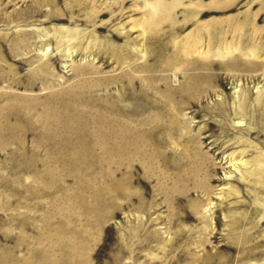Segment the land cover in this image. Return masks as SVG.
Wrapping results in <instances>:
<instances>
[{
  "label": "rangeland",
  "instance_id": "1",
  "mask_svg": "<svg viewBox=\"0 0 264 264\" xmlns=\"http://www.w3.org/2000/svg\"><path fill=\"white\" fill-rule=\"evenodd\" d=\"M0 264H264V0H0Z\"/></svg>",
  "mask_w": 264,
  "mask_h": 264
},
{
  "label": "bare ground",
  "instance_id": "2",
  "mask_svg": "<svg viewBox=\"0 0 264 264\" xmlns=\"http://www.w3.org/2000/svg\"><path fill=\"white\" fill-rule=\"evenodd\" d=\"M72 87V86H71ZM81 86H78V84L75 86V87H72V88H68V91L66 92L67 94L69 93L70 94V99H66V98H57L58 101H60V104L62 105V110L60 112H57V113H54L52 116H49L45 122L44 120V126L41 125V128H42V134H43V141H41V144H39L37 146V149H41V147H49V148H57V147H69L71 146V144H64L59 135L61 133H63L64 131H70L69 128H72L70 126V124H72L71 122H66V119L69 117L70 119L71 118H76L75 119V122L78 124V126L80 128H77L74 129V126H73V129L77 132V140H76V143H77V146H80L81 148L84 147L85 145H91V146H98L99 144H103V143H114L116 145H119V147H121L123 144L126 143V141L128 140V137L126 135L123 134L122 130L120 129H117L114 124V120L112 121H107V119H102L101 122L103 124V126L105 127H110L112 129L115 130V132H113L112 136H110V138H108L107 140H104V138H101L100 139V134H99V129L97 130V128H93V122H91L90 120L88 121H85L84 118H83V111L85 109V106H87L84 102L85 101H91L89 99L88 96H84L83 93H86V91H81L80 88ZM60 93V92H59ZM155 95V94H154ZM153 95V96H154ZM56 99V98H55ZM114 99V98H113ZM51 101V100H50ZM113 101V100H112ZM120 104V103H119ZM80 105V106H79ZM122 105V104H121ZM42 106V105H41ZM54 106V105H53ZM125 106V104H124ZM43 107V106H42ZM48 107V106H47ZM106 107V106H105ZM113 107V105L111 104V106L109 107L110 109ZM44 108V111H45V107ZM43 108L42 111H43ZM52 109V108H51ZM61 109V108H60ZM108 109V107H107ZM59 110V108H58ZM67 110V111H66ZM68 110L71 111V114H67ZM109 110V109H108ZM30 113V112H29ZM50 114V113H49ZM48 116V115H47ZM60 116H63L64 117V123H65V126H62V123L60 121ZM46 117V116H44ZM29 118H30V115H29ZM83 118V120H82ZM112 118V117H111ZM113 118L115 119V117L113 116ZM112 118V119H113ZM31 120V118H30ZM109 120V119H108ZM70 121V120H69ZM31 122V121H30ZM34 122V121H33ZM118 122V120H117ZM116 122V123H117ZM126 122V121H125ZM115 123V124H116ZM40 124H43V123H40ZM96 124V123H95ZM98 124V123H97ZM73 125V124H72ZM98 126V125H96ZM135 127V126H134ZM138 127V126H137ZM140 127V126H139ZM39 128V127H38ZM111 129V130H112ZM143 129V128H142ZM40 130V129H39ZM127 130V128H126ZM141 130V129H140ZM102 133V130H100ZM105 131V130H104ZM110 131V130H109ZM137 131V130H136ZM112 132V131H111ZM142 132V131H141ZM75 133V132H74ZM106 134V133H105ZM109 136V135H107ZM106 136V137H107ZM103 137V136H102ZM133 139V138H132ZM141 139V138H140ZM140 139H137V140H140ZM130 142V141H129ZM100 145V146H101ZM135 145V144H134ZM137 145V144H136ZM135 145V147H136ZM141 145V144H139ZM36 147V146H35ZM105 147V146H104ZM118 150V149H117ZM122 150V149H121ZM119 183V182H118ZM121 192H122V189H121Z\"/></svg>",
  "mask_w": 264,
  "mask_h": 264
}]
</instances>
